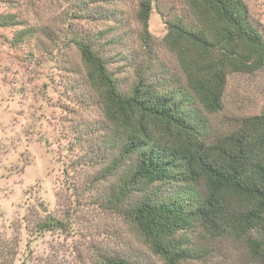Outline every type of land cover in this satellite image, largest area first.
I'll return each mask as SVG.
<instances>
[{
  "label": "rangeland",
  "instance_id": "obj_1",
  "mask_svg": "<svg viewBox=\"0 0 264 264\" xmlns=\"http://www.w3.org/2000/svg\"><path fill=\"white\" fill-rule=\"evenodd\" d=\"M143 1L0 0V264H101L107 254L163 264L135 223L106 204L134 157L119 162L121 133L107 120L77 46L93 44L123 94L140 75L182 94L186 73L166 36L169 22L196 20L186 0H151L146 46ZM243 1L264 34V0ZM263 109L264 67L229 73L222 110L204 115L215 138ZM178 185L150 187L164 196ZM48 214L66 228L36 231ZM183 234L201 255L183 264H260L244 241L201 229Z\"/></svg>",
  "mask_w": 264,
  "mask_h": 264
},
{
  "label": "trees",
  "instance_id": "obj_2",
  "mask_svg": "<svg viewBox=\"0 0 264 264\" xmlns=\"http://www.w3.org/2000/svg\"><path fill=\"white\" fill-rule=\"evenodd\" d=\"M186 1L196 22L186 23L183 17L169 22L166 36L186 73L182 94L162 92L142 75L123 94L93 44L77 42L105 116L121 133L118 161L134 157L117 194L106 204L135 223L163 264L201 256L183 234L195 229L214 239L244 241L252 257L264 264V109L215 138L204 115L222 110L229 73L264 67V34L251 22L243 0ZM151 10V0L141 3L146 46ZM167 182L179 184L168 195L150 187ZM135 192L141 197L129 205ZM35 227L39 232L60 231L66 224L48 214ZM100 263L135 264L108 254Z\"/></svg>",
  "mask_w": 264,
  "mask_h": 264
}]
</instances>
